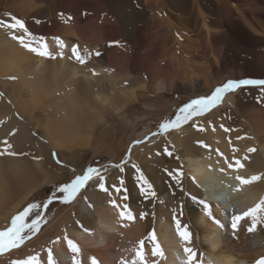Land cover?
<instances>
[{
    "label": "rangeland",
    "instance_id": "rangeland-1",
    "mask_svg": "<svg viewBox=\"0 0 264 264\" xmlns=\"http://www.w3.org/2000/svg\"><path fill=\"white\" fill-rule=\"evenodd\" d=\"M138 1L143 3V0ZM164 1L169 28L151 31V17L147 11L142 12L137 0H0V20L8 23L14 22L11 17L22 20L33 37L43 39L51 53L61 52L57 38L70 43L71 50L74 46L78 50L85 46L97 70L105 69L107 76H113L117 92L113 96L114 106L123 107V111L114 117L108 113L107 126L85 140L89 153L80 159L78 166L66 164L57 150H52L51 160L56 165L52 170L60 181L38 190L35 198L15 214L29 204L41 205L26 218V223H30L39 213L40 229L35 234L26 230L28 238L18 248L0 254V262L23 264L33 258L38 262L37 249L24 254V247L36 243L58 216L74 212L71 205L85 190L92 195L107 194L108 203L115 202L121 212L130 211L134 217L132 221L137 218L135 225H143L150 234L161 219L157 210L160 204L161 209H165L164 216L176 224L175 216L182 229L179 218H185L184 226L189 231L192 223L186 219L193 211L191 200H203L204 197L199 189L193 194L185 187L191 179L177 154L180 149L175 150L172 137L175 131L181 133L180 147L184 143L188 155L220 156L226 163L229 160L245 162L249 149L253 148L243 149L250 142L244 140L246 132L252 135L246 120L258 119L264 125V85H244L226 93L222 103L179 128L160 133L159 125L174 120L181 107L194 99L210 96L217 87L230 80H264V0L222 1L227 6L221 12L215 15L203 12L208 19L203 32L201 22L189 16L188 7L179 0ZM91 3H96L97 7L93 8ZM12 35L21 36L23 32L0 28V39H12ZM13 42L16 44L12 49L14 53L24 56V69L20 72L4 70L0 62V101L4 103L0 108L13 114V118L6 119L0 112V152L15 153L0 155L1 165L14 158H26L30 162L44 160V151L39 156L38 149L46 120L37 122L41 112H32L28 93L30 80L24 78L32 76L29 62L35 53L17 40ZM48 63H55V58L47 57ZM228 95L230 101H224ZM24 113L31 117L36 115L37 124L33 125ZM185 129H188L187 134ZM26 132L34 142L22 147L19 143ZM193 141L198 143L195 150L191 145ZM169 153L173 154L177 166L167 159L171 156ZM88 167L101 170L107 191L101 190V181L94 177L73 200L64 203V194L57 188L70 183ZM176 173H182L180 184L173 178ZM141 174L152 185L154 197L146 198L141 194L138 179ZM49 199L52 202L45 209L43 205ZM92 203L96 205L98 201ZM141 213H145L143 218ZM11 219L7 226L0 227V231L10 227ZM72 221L66 217V225ZM62 227L60 225L58 230ZM54 236L61 237V232ZM52 250L48 248L51 260L54 259Z\"/></svg>",
    "mask_w": 264,
    "mask_h": 264
},
{
    "label": "bare ground",
    "instance_id": "bare-ground-1",
    "mask_svg": "<svg viewBox=\"0 0 264 264\" xmlns=\"http://www.w3.org/2000/svg\"><path fill=\"white\" fill-rule=\"evenodd\" d=\"M217 1L218 4L214 0H179L188 7L191 18L201 22L202 32L208 22L203 12L215 15L227 6L222 2L224 0ZM137 2L142 12L147 11L151 17V31L169 28V21L165 19L164 0ZM91 5L93 8L97 7L96 3ZM63 44L62 57L56 51L52 52L55 63L47 64V57L34 54L29 62L32 76H24L30 80L28 93L31 110L33 113L36 110L41 112V119L37 122L46 120L41 131L43 143H40L38 149L39 156L44 151V160L30 162L26 158H14L8 159L5 165L0 164V227L7 226L17 211L35 198L38 190L60 181L61 178L52 170L56 167L51 160L52 150H57L66 164L78 166L80 159L89 153L85 140L107 126L105 118L108 113L114 117L123 111V107L114 106L113 96L117 92L113 76H107L105 69L97 70L98 67L92 64L91 55L85 46L79 50L85 57V63L81 64L72 55L70 43ZM15 45L13 39H0V62L4 70L20 72L24 69V56L14 53L12 49ZM124 62L128 63L126 59ZM230 98L228 95L224 101L228 99L229 102ZM0 104L4 105L2 101ZM4 109L0 108L3 116L6 119L13 118L12 112ZM24 116L33 125L37 124L36 115L31 117L29 113H24ZM246 121L252 135L242 127L246 132L244 140L250 141L243 149L249 146L255 151H249L242 168H237L236 163L230 160L226 163L220 156L188 155L187 146L182 143L180 147L181 133L173 132L175 150L180 149L177 154L181 156V162L190 174L191 180H188L185 187L193 194L199 189L204 197L203 200H191L193 211L186 219L192 223L189 229L190 242L181 239L174 221L164 216L165 209H161V204L157 205L161 219L154 226L153 241L143 225H135L136 217L134 221L121 218L119 207L112 202L108 203L107 194L92 195L85 190L71 205L74 212L70 215L73 217L67 213L58 216L42 232L36 243L24 247V254L37 249V264H74L77 260L79 264H93L94 261L95 264H132L134 260L136 264H140L135 253L141 248L140 242L143 241L144 264H154L155 261L157 264H184L187 260L184 251L186 247L196 253L193 264H257L258 260L264 258V218L257 222L255 230L251 232L248 231L252 224L250 217L242 219L236 229L231 226L234 215H241L264 199V125L258 119ZM187 130L185 129V134ZM33 142L34 139L26 132L19 144L25 147ZM44 143L47 146L44 147ZM95 143L94 138V145ZM191 145L195 150L198 143L193 141ZM172 156L173 154L167 159L177 166ZM229 164L232 165L231 168ZM237 176L245 179L259 176L260 179L241 185ZM110 180L113 181V177ZM83 198L85 201H82ZM92 201L98 203L95 205ZM201 201L209 205L211 216L206 215ZM260 216L264 217V212ZM66 217L72 219L73 223L66 225ZM179 219L184 227L185 218ZM214 220L219 221V224ZM60 225L63 227L58 230ZM59 232L61 237L54 236ZM69 241L79 248L78 254L71 250ZM157 244L162 255L153 254ZM48 248L53 249L54 259L51 261ZM0 264L8 263L3 261Z\"/></svg>",
    "mask_w": 264,
    "mask_h": 264
},
{
    "label": "snow or ice",
    "instance_id": "snow-or-ice-1",
    "mask_svg": "<svg viewBox=\"0 0 264 264\" xmlns=\"http://www.w3.org/2000/svg\"><path fill=\"white\" fill-rule=\"evenodd\" d=\"M9 15L10 14H6ZM11 19L14 22L8 23L4 20H0V28H6V29H11V30H19L23 32V35L21 36H16L12 35L11 38L13 40H17L18 43H20L21 46L25 47L27 50L41 56V57H48V58H55L53 54L48 50V46L46 43L43 42V39H37L33 37L32 33L28 31V29L25 27V24L22 20L17 19L15 17H11ZM57 44L58 46L63 49L64 44L62 41H60L57 38ZM38 45V46H34ZM72 55L75 57L76 61L79 63L83 64L85 63V57L81 55L80 51L78 50L77 47L72 48ZM85 52L87 50L85 49ZM60 56H63V52L61 51ZM99 55V53H97ZM244 85H257V86H262L264 85V80H239V81H228L224 85L217 87L214 92L208 96V97H202L198 99H194L191 102L187 103L183 107H181L175 117L174 120H167L162 122L159 125V130L160 133H165L169 131L170 129L173 128H179L182 124L187 123L190 119H192L195 116H200L203 115L206 111L216 107L219 103L222 102V99L224 95L228 92L235 91L241 86ZM201 131L203 129H200ZM227 131V129H225ZM153 135H156V133H153ZM7 144V141H5ZM139 143V141L137 142ZM10 148L11 145H8ZM249 151H255V149H249ZM3 154H8V155H15V153L7 152H0V155ZM55 155V154H54ZM171 155V153H169ZM236 167L237 168H242L243 165L240 163V161H236ZM229 167L231 168L232 165L229 164ZM182 173H176L173 178L179 183L180 176ZM96 177L98 178L100 183V188L101 190L107 191V189L104 187V184L102 183L103 181V176L101 175V170L94 168V167H88L83 174L75 176L74 179L70 183L63 184L62 186L57 188V191L59 193L64 194L63 195V202L68 203L71 200H73L79 191L84 188V186L93 178ZM141 181V194L144 195L146 198L148 197H154L156 194L152 190V185L148 182L146 178L141 174L140 177L138 178ZM236 179L240 182L241 185L245 184H250L253 183L257 180L260 179L259 176H252L250 178H242L240 176H237ZM239 190V189H237ZM119 191V189H117ZM52 201L49 199L43 207L46 209L48 207V204H50ZM201 203L204 205L205 213L206 215L211 216V210L210 207L207 203L201 201ZM115 206V202H113ZM41 205L32 203L29 204L22 212L19 214L15 215L11 219L10 227H8L6 230L0 231V254L4 253L5 251L18 248L26 238L25 232L29 234H35L36 232L39 231L40 229V223H41V218L39 216V213H37V218L32 219L30 223H26V218H29L30 215L33 213L34 210L39 209ZM264 212V199H261V201L256 204L254 207L248 209L247 211L243 212L241 215H234L232 217V228L236 229L238 227L239 222L242 219L250 217L252 219V224L249 227L248 231H254L256 228L257 222L264 218L260 216V213ZM121 218H127L129 220H133L134 217L130 211L128 212H121ZM145 213H141V218H143ZM173 219L176 222V230L178 235L181 237L183 241H188L190 242V232L187 230V226H184L183 229L181 228L179 220L176 219L174 216ZM215 223L219 224V221H215ZM222 226V225H221ZM150 238L155 241V236L150 234ZM141 248L136 251V258L140 261V264H144V255L142 251V245L143 241L140 242ZM69 246L71 250L74 253H79V248L69 241ZM185 254L187 255V260L184 262V264H193V262L196 260V253L191 249V248H185L184 249ZM153 254H159L162 255V252L160 251L159 245H155L153 249ZM49 260L51 261V256H49ZM19 264V262H18ZM23 264H37L35 258L29 261L23 262ZM74 264H79V261H75ZM95 264V261L93 262ZM132 264H136V260L132 262ZM257 264H264V258H261L260 260L257 261Z\"/></svg>",
    "mask_w": 264,
    "mask_h": 264
},
{
    "label": "water",
    "instance_id": "water-1",
    "mask_svg": "<svg viewBox=\"0 0 264 264\" xmlns=\"http://www.w3.org/2000/svg\"><path fill=\"white\" fill-rule=\"evenodd\" d=\"M222 103V102H221Z\"/></svg>",
    "mask_w": 264,
    "mask_h": 264
}]
</instances>
